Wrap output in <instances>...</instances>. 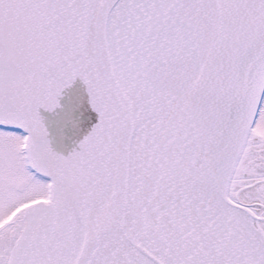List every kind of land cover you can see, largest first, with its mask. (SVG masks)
I'll return each instance as SVG.
<instances>
[{
  "label": "snow or ice",
  "instance_id": "obj_1",
  "mask_svg": "<svg viewBox=\"0 0 264 264\" xmlns=\"http://www.w3.org/2000/svg\"><path fill=\"white\" fill-rule=\"evenodd\" d=\"M0 264H264V0H0Z\"/></svg>",
  "mask_w": 264,
  "mask_h": 264
}]
</instances>
